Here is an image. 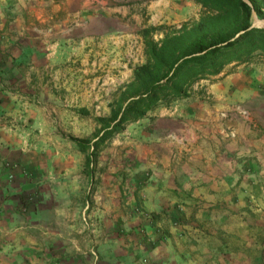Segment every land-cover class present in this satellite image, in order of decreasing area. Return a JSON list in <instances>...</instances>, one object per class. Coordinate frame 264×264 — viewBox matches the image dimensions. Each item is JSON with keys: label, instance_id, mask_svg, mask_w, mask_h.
Here are the masks:
<instances>
[{"label": "crops", "instance_id": "1", "mask_svg": "<svg viewBox=\"0 0 264 264\" xmlns=\"http://www.w3.org/2000/svg\"><path fill=\"white\" fill-rule=\"evenodd\" d=\"M192 8L193 0H0V264L245 263L235 246L262 262L261 59L133 124L127 201L104 189L90 207L85 161L65 155V102L89 110L100 98L96 72L122 79L120 55L143 49L141 29L188 20Z\"/></svg>", "mask_w": 264, "mask_h": 264}, {"label": "trees", "instance_id": "2", "mask_svg": "<svg viewBox=\"0 0 264 264\" xmlns=\"http://www.w3.org/2000/svg\"><path fill=\"white\" fill-rule=\"evenodd\" d=\"M194 1L203 7L197 22L170 26L158 40L153 36L159 26L142 28L146 60L134 68L132 80L110 102L109 115L96 116L99 128L95 136H69L85 154V167L91 169V175L101 147L128 123L191 96L198 80L217 76L229 63L241 64L256 57L264 61V27L253 26L252 21L254 12L264 19V0ZM78 112L90 114L86 108Z\"/></svg>", "mask_w": 264, "mask_h": 264}, {"label": "rangeland", "instance_id": "3", "mask_svg": "<svg viewBox=\"0 0 264 264\" xmlns=\"http://www.w3.org/2000/svg\"><path fill=\"white\" fill-rule=\"evenodd\" d=\"M131 0H122V2H128ZM198 8V9H197ZM193 16L188 20H183L177 23H161V24H150L148 26L156 25L159 26V29L154 33V39L158 40L163 37L165 32L169 31L170 26L180 27L184 22L189 21L190 23L197 22L201 14L203 12V7L200 3L193 0V8H192ZM258 15L254 12L252 21L256 26H260L257 24ZM259 18V17H258ZM264 20L262 18H259ZM260 24L262 22H259ZM169 26V27H162ZM147 27V26H146ZM142 30V29H141ZM123 53L120 55L122 59L128 62V66L126 67L128 74L123 75L122 79H117L115 76V72L109 71H99L95 73L96 79L91 80V83H94V91L98 92L100 98H97L95 95V99H91V106L89 109V115H83L78 112L79 107L72 106L70 103L65 102L64 104V115L62 119H58V128L59 132H61L63 136V141L65 143V155L73 156L75 159H83L85 161V154L79 150L78 145L70 139V135H75L82 138H93L99 128L98 122L96 121V116H106L110 113V102H112L118 95L120 94V89L124 84L132 80L133 76H131V70L143 63L146 60L145 55V44L143 42V49L139 48L138 45L134 48V53ZM115 53V52H114ZM107 55L108 59H105L103 55H101V60L97 61V66H100V61L105 65L106 60L108 62L116 57L115 55ZM110 57V58H109ZM93 59V57H92ZM260 57L254 58V60H260ZM253 61V60H252ZM250 62V61H249ZM246 63V62H244ZM242 64V63H241ZM103 65V66H104ZM239 65L234 62L229 63L225 66L222 72H226L229 69H232L234 66ZM102 66V65H101ZM102 66V67H103ZM100 67V68H102ZM100 75L101 77H98ZM220 77L218 74L215 77L203 78L198 80L194 86L192 87V95L200 96L203 93V89L198 85L201 81H215ZM102 96V97H101ZM183 99V98H180ZM249 110V109H248ZM135 122H130L126 125L125 129L121 132L115 133L100 149L97 163L94 166L93 175H91V169L86 168L84 165V172L86 176H89V182H85L86 190H89L87 197L90 199V207L93 206V195L97 191H102L104 189L110 190L115 188V190L120 191L123 195V200L127 201L128 196L132 193L131 181H128L133 173V166H137L136 156L133 150L136 147L137 142V134L135 133ZM47 141L50 140L47 138ZM75 153H79V157L75 156ZM130 168V170L128 169ZM121 181V183H119ZM130 182V183H129ZM238 249V250H236ZM233 252L236 251V256H240L244 258L246 261L237 263V264H264V257L262 258V262H259V251L255 254H250V260H248L247 255H243L241 247H233ZM248 251V250H247ZM257 259L256 263L252 261V259Z\"/></svg>", "mask_w": 264, "mask_h": 264}, {"label": "built area", "instance_id": "4", "mask_svg": "<svg viewBox=\"0 0 264 264\" xmlns=\"http://www.w3.org/2000/svg\"><path fill=\"white\" fill-rule=\"evenodd\" d=\"M93 1H98V0H93ZM240 111L242 112V114H244L245 116H250V111L247 108H240ZM227 115V113L225 114Z\"/></svg>", "mask_w": 264, "mask_h": 264}, {"label": "water", "instance_id": "5", "mask_svg": "<svg viewBox=\"0 0 264 264\" xmlns=\"http://www.w3.org/2000/svg\"><path fill=\"white\" fill-rule=\"evenodd\" d=\"M257 21L259 20V21H264V20H261V19H259L258 17H257V19H256ZM260 26H256V24H253V26H256V27H264V23H262V24H259Z\"/></svg>", "mask_w": 264, "mask_h": 264}, {"label": "bare ground", "instance_id": "6", "mask_svg": "<svg viewBox=\"0 0 264 264\" xmlns=\"http://www.w3.org/2000/svg\"><path fill=\"white\" fill-rule=\"evenodd\" d=\"M256 22H257V24H260L259 22H261V21L258 20V21H256ZM262 23H264V21H262ZM262 23H261V24H262Z\"/></svg>", "mask_w": 264, "mask_h": 264}]
</instances>
